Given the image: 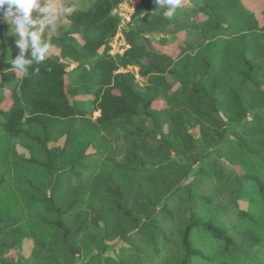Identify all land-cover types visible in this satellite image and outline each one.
I'll list each match as a JSON object with an SVG mask.
<instances>
[{"label": "trees", "instance_id": "16d2710c", "mask_svg": "<svg viewBox=\"0 0 264 264\" xmlns=\"http://www.w3.org/2000/svg\"><path fill=\"white\" fill-rule=\"evenodd\" d=\"M63 1L67 27L45 33L49 53L28 76L12 71L19 37L0 21V264L93 250L85 264H264V130L220 145L226 120L264 109V13L246 0H139L113 56L127 0ZM87 97L97 119L75 102ZM189 126L226 148L200 177ZM9 237L33 243L25 261L7 256Z\"/></svg>", "mask_w": 264, "mask_h": 264}, {"label": "rangeland", "instance_id": "374dc122", "mask_svg": "<svg viewBox=\"0 0 264 264\" xmlns=\"http://www.w3.org/2000/svg\"><path fill=\"white\" fill-rule=\"evenodd\" d=\"M246 1L248 6L252 8L257 13V15L260 16L262 13H264V0H246ZM188 2L189 1L181 0L179 5L188 4ZM53 3L60 6L61 8H63V5H65V2L63 0H54ZM138 3L139 0H127L124 3H122L120 6H118L117 9L115 10V14L121 19V26L116 37L113 39V41L110 42V46H109L110 55L115 56L117 54H123L128 48V45L124 37V32L128 31L134 24L136 18L135 10ZM64 19L65 17L62 14L60 20L57 23L56 29L60 27L64 29L67 27L66 26L67 23L64 21ZM168 35H169L168 37L170 38L172 37V33H169ZM160 37H161L160 35H157L154 36V39L158 40ZM164 50L166 53L172 55L174 58H178L180 53L179 50H177L174 47H165ZM73 68H75V65L72 63L71 69ZM120 72H132L137 75L138 79H140V77L138 76V68L129 67L126 70L121 69ZM3 95H4L3 93L2 94L0 93V97H3ZM75 102L84 112L88 113L92 117V119H97L99 117L100 113L94 110L95 106L91 101V98L87 97L84 98L83 100L80 101L78 100ZM7 103H9V101L6 100L5 104ZM178 118L180 120L182 119L180 114H178ZM226 122L228 123V126L226 128L227 132L225 134L224 141L220 144L221 147L229 146L231 141L240 140L241 137L245 136L246 134L251 136L260 134V132L264 130V109L250 111L248 115V119L242 123H233V122H229L228 120H226ZM188 128L190 133L193 135V137L196 140H199L202 145L200 149L201 154L199 157L200 159L199 163L194 167V171H193L194 176L200 177L202 168L205 167L208 163L209 166L211 167L212 162L220 159L219 152L221 151V149H226V148H220L219 147L220 145L216 146L217 143L214 146H210L204 140H202L200 134L201 131L199 129H193L190 126ZM83 140H84L83 138H80V141L78 142L80 146L81 145L85 146V142H83ZM65 142H66V137L64 136L63 138H61V140L58 143L52 144V146L63 147L65 145ZM12 149H14V147ZM18 149L21 155L28 156L26 150L22 149L21 147H18ZM123 151H124L123 144L115 147V154L119 162H121L122 160ZM173 157L177 158L176 155H174ZM241 206L245 207L246 205L242 204ZM33 246H34L33 243L26 241L21 246L19 245L16 246L13 243V238L9 237L7 238V256L13 257L15 260L21 259L22 261H25V257H27V255L31 252ZM112 246L114 247L115 251L116 249L119 248V244H113ZM113 247H110L109 251L113 250ZM96 253L97 250H93V252L89 255L83 253L81 257H78L73 262V264H85L90 260L92 256L96 255ZM109 254L114 255L113 252H110Z\"/></svg>", "mask_w": 264, "mask_h": 264}, {"label": "clouds", "instance_id": "9594fccd", "mask_svg": "<svg viewBox=\"0 0 264 264\" xmlns=\"http://www.w3.org/2000/svg\"><path fill=\"white\" fill-rule=\"evenodd\" d=\"M162 2L175 8L180 0H157L158 5ZM70 11L53 0H0V21L9 23L19 37V54L10 61L12 71L28 76L34 65L46 59L51 45L45 33L55 32L61 15Z\"/></svg>", "mask_w": 264, "mask_h": 264}, {"label": "built area", "instance_id": "2783aa9c", "mask_svg": "<svg viewBox=\"0 0 264 264\" xmlns=\"http://www.w3.org/2000/svg\"><path fill=\"white\" fill-rule=\"evenodd\" d=\"M125 43V42H124Z\"/></svg>", "mask_w": 264, "mask_h": 264}, {"label": "crops", "instance_id": "0c3cea01", "mask_svg": "<svg viewBox=\"0 0 264 264\" xmlns=\"http://www.w3.org/2000/svg\"><path fill=\"white\" fill-rule=\"evenodd\" d=\"M54 1V0H53Z\"/></svg>", "mask_w": 264, "mask_h": 264}]
</instances>
